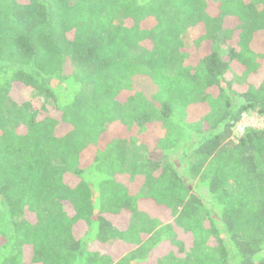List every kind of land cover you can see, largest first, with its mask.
I'll return each instance as SVG.
<instances>
[{
  "label": "trees",
  "instance_id": "16d2710c",
  "mask_svg": "<svg viewBox=\"0 0 264 264\" xmlns=\"http://www.w3.org/2000/svg\"><path fill=\"white\" fill-rule=\"evenodd\" d=\"M256 41L264 0H0V264H264Z\"/></svg>",
  "mask_w": 264,
  "mask_h": 264
},
{
  "label": "rangeland",
  "instance_id": "374dc122",
  "mask_svg": "<svg viewBox=\"0 0 264 264\" xmlns=\"http://www.w3.org/2000/svg\"><path fill=\"white\" fill-rule=\"evenodd\" d=\"M234 27V26H233ZM232 28V26H230ZM236 33L233 34L231 40V46H235L236 44ZM184 43L186 45L191 44L192 39L191 36H186L184 38ZM225 48V47H224ZM255 52L257 53H264V43L262 41H256L253 45ZM134 90L135 92L142 93L144 96H150L155 88L152 86L151 82L146 78L137 77L134 80ZM245 124L249 125L250 128L256 129H264V118L257 115L255 112L250 111L246 114L245 117ZM248 129V128H247ZM120 150V161L124 169L129 172H141L143 171V162H144V150L140 147L138 142L136 143H125L121 145ZM133 155H135L133 157ZM153 160H166L174 164L175 168H183V164H179V157H165L161 158L159 156H152ZM191 187H193V183H189ZM264 252V251H263Z\"/></svg>",
  "mask_w": 264,
  "mask_h": 264
},
{
  "label": "built area",
  "instance_id": "2783aa9c",
  "mask_svg": "<svg viewBox=\"0 0 264 264\" xmlns=\"http://www.w3.org/2000/svg\"><path fill=\"white\" fill-rule=\"evenodd\" d=\"M245 117H246V114H243L242 115V118L240 119V121L237 123V125L234 127L233 129V134H234V138L237 137V138H240L241 135L245 132V130L247 128H250L248 127L249 125H246L245 124ZM264 118V116H261Z\"/></svg>",
  "mask_w": 264,
  "mask_h": 264
}]
</instances>
